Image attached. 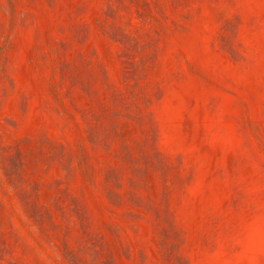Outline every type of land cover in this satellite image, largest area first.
<instances>
[{"label":"rangeland","instance_id":"374dc122","mask_svg":"<svg viewBox=\"0 0 264 264\" xmlns=\"http://www.w3.org/2000/svg\"><path fill=\"white\" fill-rule=\"evenodd\" d=\"M0 264H264V0H0Z\"/></svg>","mask_w":264,"mask_h":264}]
</instances>
